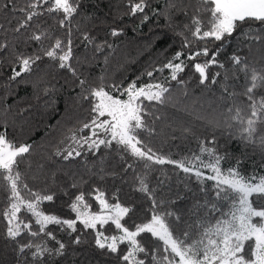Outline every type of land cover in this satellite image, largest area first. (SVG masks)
Listing matches in <instances>:
<instances>
[{
  "label": "trees",
  "instance_id": "trees-1",
  "mask_svg": "<svg viewBox=\"0 0 264 264\" xmlns=\"http://www.w3.org/2000/svg\"><path fill=\"white\" fill-rule=\"evenodd\" d=\"M139 2L79 0L77 12L61 25L63 13L47 12L51 5L44 0H0V134L17 147L31 146L19 158L17 169L24 198H32L29 190L52 195L53 200L43 201L40 210L75 222L74 229L47 225L46 231L52 233L48 236L39 231L35 217L21 207L15 222L20 234L9 237L4 213L10 206V193L7 182L0 179V264H126L122 256L127 253V242L118 243L115 253L96 244L98 233L107 238L120 234L113 223L86 228L77 219L70 205L80 195L88 205H81L82 210L91 214L100 210L96 199L100 194L110 205L119 203L128 208L121 223L131 231H135L136 224L148 222L154 211L161 215L173 211L181 219H166L180 236L187 223L194 224L198 216L204 215L206 209L197 212L196 204L203 205L206 200L221 206L225 203L216 201L214 181L204 179L201 183L194 174H186L173 164L139 160L115 142L69 159L60 156L62 142L70 133H90L84 125H91L95 115L91 110L93 101L84 97L101 83L122 99L126 96H121L117 86L122 90L133 81L137 86L152 83L168 89L163 104L143 100V119L151 132H140L139 138L157 155L193 163L199 156L208 163L211 158L201 149L210 148L223 157L222 169L238 167L246 176H264V149L259 145L264 123H257L256 143H249L242 139L241 129L246 125L234 119L237 109L245 118L251 113L250 101L243 95L251 72L246 79L240 69L245 64L249 69L264 67V26L243 24L223 41H198L192 35V18L201 17L207 26V14L197 11L200 0H144V11L132 14V5ZM30 4L37 7L33 9ZM33 11L39 14L20 27ZM114 30L118 33L115 36ZM34 35L41 39H33ZM57 39L65 46L64 51L71 40L73 55L69 63L75 75L68 68H60L58 59L46 56ZM186 42L189 47H184ZM205 46L208 56L202 54ZM198 51L201 54L195 55ZM177 52L182 53L184 70L172 80L171 70L164 65L169 61L179 63L174 60ZM213 53L216 63L208 66V79L201 84L194 65L210 61ZM189 54L194 59H188ZM234 56L240 58V65L233 63ZM30 57L39 59L30 71L13 78L14 71L20 72L22 59ZM81 80L85 81L83 85ZM261 96L264 89L256 90L257 101ZM141 179L149 193L139 190ZM190 231L193 239L198 238L195 228ZM32 232L37 234L33 236ZM137 240L148 253L136 255L144 264H153V253L164 254L162 242L150 233H141ZM29 244L31 247H27ZM38 248L47 251L35 256Z\"/></svg>",
  "mask_w": 264,
  "mask_h": 264
},
{
  "label": "snow or ice",
  "instance_id": "snow-or-ice-1",
  "mask_svg": "<svg viewBox=\"0 0 264 264\" xmlns=\"http://www.w3.org/2000/svg\"><path fill=\"white\" fill-rule=\"evenodd\" d=\"M79 0H44V3H50L47 12L63 13L64 20L72 17L77 12ZM144 0L132 5V14L143 12L145 8ZM200 8L197 11H203L207 14V26L205 28L204 21L199 16L192 18V24L195 25L192 35L198 41H223L227 37H231L233 33L243 24H258L264 26V0H200ZM29 7L36 8V4H30ZM23 11V9H22ZM39 13L33 11L27 15L26 21L21 23L20 27H25L27 21H31L34 16ZM147 19V16L144 17ZM187 28L188 25H185ZM264 30V29H262ZM19 31V29H17ZM118 33L114 30L112 35ZM246 36L248 34H245ZM33 39L39 41L41 37L34 35ZM257 39L260 36L256 37ZM85 39H89L85 36ZM190 43L186 42L184 47H189ZM62 41L57 39L52 50L46 52V56L56 60L58 59L60 68H68L73 72L69 61L72 58L71 40L68 41L67 50L64 51ZM61 50L62 54L57 53ZM197 52L195 55H200ZM202 54L208 56L209 50L207 46L202 49ZM182 53L177 52L174 60H180ZM39 57L22 59L20 72L14 71V77L19 76L21 72L31 70V65ZM188 59H194L192 54H189ZM233 63L241 64L239 57H233ZM212 63H216L215 53H213L210 61L204 64L196 63L195 71L199 73L200 83L204 84L208 79L206 69ZM165 68L171 70V79L176 80L177 74L184 70V61L179 63H169L164 65ZM223 67V65H220ZM246 73L251 72L250 83L245 84V92L243 95L250 101L248 107L251 109L250 116L247 118L241 116V109H237L236 116L241 124L246 126L241 129L242 139L249 143H256L255 134L257 133V123H264V96H261L259 101L256 99V90L264 89V67L257 69L252 67L249 69L247 64L240 69ZM152 75L151 72L148 73ZM103 80V78H101ZM215 83V78H213ZM84 80L80 81L83 85ZM117 90L121 92V96H126L122 99L119 96L112 95L106 90L103 83L88 90V95L84 98L91 97L92 112L95 114L91 120V125L85 124L84 128H92L91 136L82 137L84 143L88 144L89 149L99 148L100 145H111L113 142L122 147L131 156L146 160L155 164H173L181 169L184 173H192L198 181L203 183L204 179L214 181V190L216 201H224L223 206L213 200H206L203 205L196 204L194 207L197 212L201 208L206 209L204 215L198 216L193 223L186 224V230L182 236L176 235L172 225L167 221V217L176 216V220L181 218L173 211H165L163 215L154 211L151 219L146 223L136 224L135 231L125 227L121 220L129 212V209L122 207L119 203L110 205L104 199L102 194L97 195L101 207V214H91L83 211L81 205L85 208L88 205L84 201L82 195L77 196L75 201L70 205L71 210L76 213L77 219L84 224L86 228H95L96 224L101 225L109 220L122 233L120 237H111V243L101 241L100 234L97 235L96 244L99 248L107 247L109 251L117 252V240L120 243L127 241L129 247L127 253L122 256L126 264H144L143 259H137V253L147 255V250L140 245L137 237L141 233H150L163 244L164 254L162 256L153 253V264H264V176H246L236 168L222 169L220 162L223 157L217 155L213 149L202 148V152H206L211 158L208 163H204L201 157H194L195 161H199L204 168L210 169L213 175L204 177L199 168L192 161L185 162L184 160L176 161L167 159L157 155L151 147H147L142 139L139 138L140 132L149 131L151 129L143 119L145 109L143 100L155 101L163 104L164 93L168 91L160 84H146L137 86L133 81L122 90L117 86ZM107 117L106 119H104ZM100 130L110 136L111 139L92 140L93 136H98L96 130ZM71 139L80 144V140L76 136ZM259 145L264 149V136L259 137ZM30 145H21L17 147L12 141L8 140L4 134H0V179L6 181V187L9 191L10 206L5 210V218L8 219V236L15 238L20 234L19 224H16L17 213L21 207L25 208L35 217L36 224L40 226L39 231L51 236V232L46 231L49 224L67 225L69 229H74V221L60 219L54 214H45L40 210V204L43 201H52V195H41L38 192L29 190L31 199H25L19 186L20 173L17 170L20 159L25 153L30 150ZM146 149V150H145ZM67 155L64 159H69L75 156H80L78 148L66 149ZM239 164V162H237ZM149 165H145L147 168ZM139 190L149 193V188L145 180H140ZM27 188V185L24 186ZM205 191V189H201ZM255 196V200L251 199ZM153 199V208L157 207L155 198ZM163 203V202H161ZM210 205V207H209ZM226 209V210H225ZM107 212L108 215H103ZM219 213V216H215ZM214 220V222H213ZM25 228L29 225L25 224ZM195 228V235L198 238L193 239V233L190 231ZM33 236L37 233L32 232ZM79 242V241H77ZM31 247V244L27 245ZM64 245L60 244V249ZM23 250V249H21ZM47 249H39L35 256L41 254ZM178 258V259H177Z\"/></svg>",
  "mask_w": 264,
  "mask_h": 264
},
{
  "label": "rangeland",
  "instance_id": "rangeland-1",
  "mask_svg": "<svg viewBox=\"0 0 264 264\" xmlns=\"http://www.w3.org/2000/svg\"><path fill=\"white\" fill-rule=\"evenodd\" d=\"M126 99V97H125ZM107 117H105L104 119H106ZM98 131L99 135L98 136H93L92 137V140H99V139H111L110 136H106V134L100 130H96ZM91 132H92V128L90 127V133L87 135V136H84L81 134L80 130L78 131H74L72 133H70L65 139L64 141L62 142V145H61V148L59 149V155L64 157L65 155H67V152H66V149H70V148H78V150L80 151V153H86L88 151H91V150H95L96 148H92V149H89L88 147V144L84 143L83 140L81 139L82 137H89L91 136ZM72 136H76L78 140H80V144L78 145L77 143H75L71 137ZM73 157H75V153H73ZM204 163H206V161L203 160ZM196 167L199 168V170L202 172L203 176L204 177H207V176H210V175H213V173L210 171V169H207V168H204L200 165L199 161H196L195 163ZM98 201V200H97ZM99 203V201H98ZM99 212L98 213H93V214H101V207H100V204H99ZM86 212H88L87 210H84ZM89 213V212H88ZM103 215H108L107 212H104ZM111 222V220H109L107 223ZM112 223V222H111ZM99 223H97L96 225H98ZM101 225V224H100ZM122 235V233L120 232V234L117 236L120 237ZM99 238L101 239V241H105V236L103 235H100ZM127 242V241H125ZM107 243H111V238H107ZM120 243L119 240H117V244Z\"/></svg>",
  "mask_w": 264,
  "mask_h": 264
}]
</instances>
